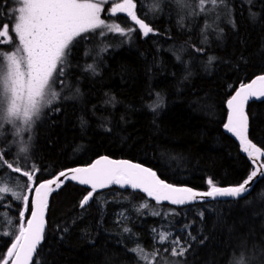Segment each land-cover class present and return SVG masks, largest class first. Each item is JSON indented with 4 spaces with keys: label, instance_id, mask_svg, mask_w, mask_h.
Returning a JSON list of instances; mask_svg holds the SVG:
<instances>
[{
    "label": "trees",
    "instance_id": "trees-1",
    "mask_svg": "<svg viewBox=\"0 0 264 264\" xmlns=\"http://www.w3.org/2000/svg\"><path fill=\"white\" fill-rule=\"evenodd\" d=\"M114 2L123 0L105 4L102 19L131 31L82 34L56 77L59 98L30 128L19 125V134L17 126L0 122V152L22 169L0 199V233L18 234L25 211L12 191L30 193L26 226L39 183L102 156L143 164L170 184L202 191L210 190L209 180L236 186L254 171L224 125L228 100L264 75V0H217L215 6L206 0L203 11L199 0H134L137 17L154 29L147 36L126 13L112 14ZM18 6L0 0V25H8L0 53L17 47ZM247 114L250 139L264 151V101L250 103ZM33 168L32 185L24 170ZM88 191L70 183L52 197L34 264H144L131 251L138 244L158 252L160 263L239 264L243 255L247 264H264V176L244 199L185 208L116 187L81 208ZM161 232L168 234L166 243L159 242ZM176 238L187 248L183 257L171 256ZM13 242L0 234L4 259Z\"/></svg>",
    "mask_w": 264,
    "mask_h": 264
},
{
    "label": "snow or ice",
    "instance_id": "snow-or-ice-1",
    "mask_svg": "<svg viewBox=\"0 0 264 264\" xmlns=\"http://www.w3.org/2000/svg\"><path fill=\"white\" fill-rule=\"evenodd\" d=\"M19 5L15 9L13 31L18 36L19 47L11 53H0V122L17 126V134L23 131L19 125L31 127L35 118H38L45 107L51 106L59 98L56 89V77L62 75L63 69H57L64 64L70 55V46L82 34L93 32L98 28H107L109 31L127 35V31L119 24H108L100 18L103 0H16ZM186 2V0H185ZM201 11L206 6V0H199ZM215 6L217 0H211ZM134 0H123L111 9L126 13L144 36L153 33L143 19L137 17ZM0 37H8V25H0ZM9 37V42H10ZM179 58V57H178ZM210 61L212 58H209ZM250 97H264V75L257 77L251 83L241 85L235 95L228 100L230 109L225 129L232 133L240 142L241 149L251 158L255 153H260L248 138V117L244 106ZM159 107V102L153 106ZM58 111L59 109H55ZM25 151V149H21ZM6 167L15 173L22 171L15 161L8 162L5 155L0 152V168ZM261 167H264L262 165ZM24 170L27 181L34 179V173ZM71 172L72 175H68ZM5 173L0 171V180ZM260 175L264 176V172ZM257 176V170L251 171L247 178L237 186L218 187L211 180L209 191L196 192L187 187H175L157 177V173L140 164L126 160L115 161L108 158L97 160L90 167L73 168L61 171L55 179L41 182L35 187V198L31 201L30 219L24 223L25 211L29 207V197L22 192L12 191L11 195L22 201L25 211L20 212L18 234L0 233L13 236L14 242L7 250V257L13 258L12 264H32L37 248L44 238L45 213L48 207L49 194L55 189L53 185L64 183L60 177L71 180L80 185L90 186V191L82 198L80 207L84 208L92 201L99 189L107 188L113 184L121 188L130 185L133 189H140L153 197L157 202L169 201L172 204H183L201 197H232L239 198L249 190L247 185ZM10 192L8 184L0 185V194ZM3 197L0 196V199ZM147 203L141 207H147ZM154 215L158 213H153ZM7 223L6 220L2 221ZM125 232H130L124 228ZM168 234L159 233V242L166 243ZM144 264H156L155 257L158 252L147 251L142 245L131 249ZM171 256L183 257L187 248L182 246L181 240L176 238L171 248ZM3 259V264H9L8 259ZM239 264H247L241 255Z\"/></svg>",
    "mask_w": 264,
    "mask_h": 264
},
{
    "label": "water",
    "instance_id": "water-1",
    "mask_svg": "<svg viewBox=\"0 0 264 264\" xmlns=\"http://www.w3.org/2000/svg\"><path fill=\"white\" fill-rule=\"evenodd\" d=\"M261 76V75H260ZM257 77H259V76H257ZM257 77H255V78H253L250 82H248V83H251L253 80H255ZM247 83V84H248ZM240 88H238L236 91H238ZM236 93V92H235ZM235 93L233 94V95H235ZM264 101V97H250L249 99H248V101H247V103L245 104V106H244V110H245V113H246V115H247V117H248V114H247V108H248V106H249V104L250 103H252V102H263ZM227 108H228V105H227ZM229 112H230V109L228 108V115H229ZM227 120H228V117H227ZM226 123H227V121H226ZM224 131L229 135V136H231L233 139H235L236 140V142L239 144V146H240V149H241V145H240V142H239V140L232 134V133H229L226 129H225V127H224ZM248 138H249V140L251 141V143H253L257 148H259L260 149V153H255L254 154V156L253 157H249L248 156V154L247 153H245V152H243L242 151V149H241V152L249 159V161L251 162V164L253 165V167H254V170H257V176L256 177H254L253 178V180L250 182V184L249 185H247L246 187H248L249 188V190L247 191V192H245L242 196H240L239 198H232V197H216V198H211V197H201V196H197L194 200H192V201H190V202H185V203H183V204H172L171 202H169V201H160V202H157L153 197H149L148 195H147V193H145V192H143L142 190H140V189H133V188H131V186L130 185H126L125 187H123V188H121L119 185H115V184H113V185H111V186H109V187H107V188H104V189H99L98 191H97V193H102V192H104V191H106V190H108V189H111V188H113V187H116V188H118V189H120V190H123V191H127V190H129V191H132V192H136V193H141L142 195H144L145 197H146V199L148 200V201H151V202H153V203H155V204H157V205H169V206H173V207H177V208H185V207H188V206H193V205H195V204H198V203H209V202H231V201H237V200H241V199H244V198H246L247 196H249V194L251 193V191H252V189H253V187H254V185L258 182V180L262 177V175H260V173L261 172H264V167H261L262 165H264V151L260 148V147H258L251 139H250V126H249V117H248ZM104 158H108V159H110V160H115V161H121V160H126V159H113V158H111V157H109V156H102V157H100V158H98V159H96V160H94L92 163H90L89 165H86V166H79V168H86V167H90L93 163H95L97 160H103ZM126 161H129V162H131V163H136V162H133V161H130V160H126ZM136 164H139V163H136ZM141 166H143V167H147V166H145V165H143V164H140ZM75 168H78V167H75ZM147 168H149V167H147ZM70 169H73V168H70ZM149 169H151V168H149ZM67 170H69V169H67ZM152 170V169H151ZM65 171V170H64ZM154 171V170H153ZM68 175H72V173L71 172H69L68 173ZM58 176V174L55 176V177H53V178H51V179H55L56 177ZM157 177L159 178V179H161L159 176H158V174H157ZM50 180V179H49ZM162 180V179H161ZM48 181V180H47ZM60 181H64V183H62V184H59V182H58V185L59 186H57V185H53L52 187L55 189L54 191H52L50 194H49V198H48V207H47V209H46V213H45V221H46V224H45V231H44V238H45V233H46V230H47V227H48V222H47V218H48V213H49V209H50V206H51V202H52V197L55 195V194H57L59 191H61L67 184H70V183H72V184H75V185H78V186H81V187H83V188H85V189H87V190H91L90 189V186H87V185H80L79 183H77V182H74V181H71V180H66V178L65 177H60ZM164 181V180H163ZM44 182H46V181H44ZM164 182H166V181H164ZM166 183H168V182H166ZM170 184V183H169ZM171 185H173V184H171ZM38 186V185H37ZM36 186V187H37ZM173 186H175V187H187V188H191V187H188V186H178V185H173ZM237 186V185H236ZM226 187H231V186H226ZM35 189V188H34ZM34 189H33V193H32V200L35 198V192H34ZM193 191H196V192H205V191H209V190H196V189H193V188H191ZM91 202V201H90ZM87 206V205H86ZM30 219V218H29ZM44 238H43V240H42V242L40 243V245L38 246V248H37V252H36V254L34 255V257H33V261H32V264H34V261H35V258H36V255H37V253H38V250H39V248L43 245V243H44ZM7 259L8 260H10L11 262H10V264H12V259H14V257L13 258H8L7 257Z\"/></svg>",
    "mask_w": 264,
    "mask_h": 264
},
{
    "label": "rangeland",
    "instance_id": "rangeland-1",
    "mask_svg": "<svg viewBox=\"0 0 264 264\" xmlns=\"http://www.w3.org/2000/svg\"><path fill=\"white\" fill-rule=\"evenodd\" d=\"M111 1H114V0H103V2H101V4H100V6H101V8H102V11H101V13H100V18L102 19V15H103V9H104V5L105 4H108L109 2H111ZM115 3V2H114ZM122 3V2H121ZM117 3H115L114 5H112L111 6V9L113 8V7H115V5H116ZM136 11L138 10L137 9V5H136V9H135ZM118 13H124V12H120V11H117V12H115V13H112V14H118ZM144 13L145 12H143V14L142 15H144ZM103 20V19H102ZM17 39H18V36H17ZM17 47H19V40H18V42H17ZM16 47V48H17ZM16 49L14 48L11 52H13V51H15ZM10 52V53H11ZM63 65H61L60 67H62ZM59 67V68H60ZM59 68L57 69V71L59 70ZM11 171V170H10ZM14 174H16L15 172H8V174L7 175H5V182L6 183H9V182H11L13 179H17V177L16 176H14ZM19 174V173H18ZM31 184L33 185V183L31 182ZM28 194L30 195V193L28 192ZM29 195H28V197H29ZM0 196H2L3 198L5 197V195L4 194H0ZM2 198V199H3ZM148 207H149V205L147 206V207H142V208H145V209H148ZM182 246H184V244H182ZM156 264H167L165 261H163V263H160V262H156Z\"/></svg>",
    "mask_w": 264,
    "mask_h": 264
}]
</instances>
